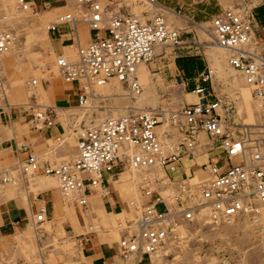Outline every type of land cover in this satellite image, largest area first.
Masks as SVG:
<instances>
[{
    "label": "built area",
    "instance_id": "1",
    "mask_svg": "<svg viewBox=\"0 0 264 264\" xmlns=\"http://www.w3.org/2000/svg\"><path fill=\"white\" fill-rule=\"evenodd\" d=\"M16 5L33 14L38 12L33 1L16 0ZM134 5L142 6V10L130 11L128 7ZM76 6L83 11L81 20L85 17L90 39L76 49L75 60L58 55L54 64L61 80L75 84L78 105L85 103L91 86L103 85L110 79H117L128 91L139 93L137 67L152 59L156 46L182 43L179 31L166 23L155 0H76ZM1 15L0 53L15 38L14 30L4 23L6 15L4 12ZM68 21H74L73 14L61 12L46 30L55 32ZM209 28L212 41L226 50L227 64L264 106V30L258 29L251 13L232 7L214 13ZM209 76L206 69L195 79L191 89L195 102L181 104L174 110H128L79 130L75 137L76 151L69 161L45 164L27 145L18 143L17 151L25 155L18 163L20 175L52 176L61 199L85 206L90 192L97 186H105L103 173L111 171L107 176L113 177L127 165L137 168L157 163L173 180L171 175L182 157L197 146L198 133L202 131L213 151L206 162L195 165L198 170H207L208 177L188 183L184 172L182 178L173 180L172 208H168L157 191H151L149 198L136 207L133 218L118 220L114 225L118 233L116 255L124 262L151 263L154 257L151 255L159 254L177 239V225L191 222L195 214H201L202 222L210 226L255 220L264 224V142L244 145L243 140L248 141L246 129H238L230 122V105L221 95L209 99L212 89L203 84L209 81ZM55 116L50 108L37 110L30 112L28 123L39 130L51 126ZM1 181L15 182L6 176ZM158 205L161 207L157 208ZM213 264L230 263L221 257Z\"/></svg>",
    "mask_w": 264,
    "mask_h": 264
},
{
    "label": "rangeland",
    "instance_id": "2",
    "mask_svg": "<svg viewBox=\"0 0 264 264\" xmlns=\"http://www.w3.org/2000/svg\"><path fill=\"white\" fill-rule=\"evenodd\" d=\"M34 1L38 12L33 14L31 10L19 8L16 5V0H0V16H3L1 14L4 12L6 15L4 19L7 20L4 23L14 30L15 35L12 51L10 50V54L5 56L7 61L4 66L0 63V92L5 90L4 97H0V108L5 109L6 105L12 104L9 107L25 112L48 108L54 113L56 111L57 135L62 139L66 136L73 139L72 144H69V140L66 139L61 142L59 146L65 148L63 155L56 161L69 159L74 149L76 133L80 129L91 127L101 119L126 114L128 110L130 112L159 108L174 110L181 104L195 102L197 99L194 93L191 102L185 99L186 94H192L191 90H187L186 85L169 68L172 65L173 56L182 53H193L203 60L206 66L205 70L209 69L210 74L209 81L203 83L212 89L209 99L215 95H221L222 100L230 105V122H233L238 129L245 128L247 138L255 141V144L259 145L264 142V106H261L259 100L251 96L242 78L227 64L226 50L215 47L209 28L208 18L210 19V16L203 19H199L200 16L190 19L174 16V19L179 22V24H174V22H170L173 17L168 16L167 19L168 14L161 11L166 17V22L168 24L170 22V25L179 31L182 43L175 46L161 45L159 51H162L159 54L154 51V56L145 65L148 72L146 80H143V76L139 74L140 94L132 95L119 81L111 80L109 86H92L85 103L78 105L74 101L75 97L71 94L72 90L68 82L61 80L56 73L55 51L51 40L46 35V29L48 23L54 21L57 14L64 11L71 12L74 21L64 24L69 25L70 30L72 29L70 36L73 38V43L68 46L71 48V54L73 52L75 55L76 49L83 47L89 40V38L82 40L81 37L84 30L87 32L89 28L81 20L76 0H48L49 5L42 6H38L40 0ZM189 1L192 2V7H196L197 4L209 7L213 14L225 7L236 8L247 14L251 13L255 6L264 3V0ZM60 7L62 9H59ZM144 7L147 6L144 5ZM128 9L132 12H139L142 10V6L134 5ZM200 14L198 13V15ZM80 29H82V33L79 31ZM64 56L66 57V55ZM158 56H162V58ZM144 68L143 66L140 69ZM162 68L164 69L162 70ZM32 80L36 83L33 84ZM175 140L176 136L173 141ZM199 140L197 146L182 158L184 162L186 160L184 169L188 178L185 181L188 183L200 181L198 175L205 172L204 169H197L191 173L189 167L192 164L206 162L212 152L209 140L203 132L199 134ZM124 167V170L123 168L120 170L121 172L133 174L128 170V166ZM149 169L154 173L155 181L152 180L151 174L135 172L138 178L129 183L132 214L127 219L135 216L136 207L148 197L151 191H157L162 200L166 201L165 204L168 208L174 206L172 194L175 184L172 182L182 178L183 175L176 179L171 175L173 177L171 180L155 164L149 166ZM116 170L117 167L114 168V171ZM108 173L102 174L104 181ZM118 176H114L113 181ZM168 180L169 183H167ZM144 181H147L148 184ZM178 182L180 183V181ZM4 188L14 190L17 186L0 184V190ZM52 188L57 191L55 185ZM101 194L103 193L99 191L98 195ZM119 197L121 201L125 202V197ZM58 199L63 208L67 205L72 208L70 200H63L59 195ZM160 207L161 205L157 206V208ZM90 211L91 209L86 213H92ZM71 215L64 212L58 219L42 221L41 224L38 222L34 226L29 225L18 240H11L9 235L3 238L0 245V264H87L86 259L81 255L77 241L69 236L67 227L62 225L64 219L73 223ZM177 216L179 217V214ZM98 219L99 217L94 214L93 218L84 219L83 229L86 230L88 224L98 222V225H101L100 229L95 228L98 233L106 231L108 235L113 236L112 240H117L118 233L114 229V225L118 220L114 223L115 217L109 218L111 221L109 224L106 220L107 217L103 219V222ZM123 219H126L125 215L119 220ZM203 220L201 214H196L192 222L181 223L177 239L163 248L156 257H153L152 264H213L221 257L228 260L230 264H264V231L252 229L245 222L230 226H210L202 222ZM21 228L23 226L18 229ZM114 264L136 263L117 259ZM139 264L150 263L142 261Z\"/></svg>",
    "mask_w": 264,
    "mask_h": 264
},
{
    "label": "crops",
    "instance_id": "3",
    "mask_svg": "<svg viewBox=\"0 0 264 264\" xmlns=\"http://www.w3.org/2000/svg\"><path fill=\"white\" fill-rule=\"evenodd\" d=\"M32 1L35 4V1ZM32 1L28 0L29 3H32ZM155 1L161 10L168 14L166 16L167 19L168 16L173 17V19L169 18L171 20L169 21L171 23L174 22V24H179L178 20L174 19V16H181L186 19L200 16L199 19H203L206 16L211 17L213 15L209 7H202L201 4H197L195 5L196 7H192V2L189 0ZM49 3L50 2L48 0H40L38 6H42L44 4L49 5ZM59 9L62 8L60 7ZM198 13H201L202 15H198ZM251 14L258 26V29L264 30V3L255 6L252 9ZM170 22L169 24H171ZM79 31H81V33L83 32L82 29ZM70 34V26L67 24L59 26L55 32H49L46 30V35L51 40L55 56L61 55L70 60L76 59V55H73V52L71 54V48L68 46V44L73 43V38ZM83 34L81 36L82 40L83 38L90 39L89 29L87 32L84 30ZM12 46L13 43L11 47ZM11 47L3 53L4 56L1 54L0 63L2 66H4L5 61H7L5 56L10 54L12 51ZM61 48L64 50L62 49V51H60ZM158 51L159 48H156L155 52H157V54H159L162 50ZM64 55H66V57ZM158 57L162 58V56ZM171 62L172 65L169 67L170 71H172L174 75H177L179 80L186 85L188 88L187 90H191L193 88L195 79L200 73L204 72L206 68L203 60L193 53L176 54L173 56ZM144 67V69L139 70L138 75L141 74V76H143V80H146L148 72L146 66ZM163 69L164 68H162V70ZM68 85L72 90V96H74L75 84L68 83ZM109 85L110 84L108 83L105 86ZM4 94L5 90L1 91L0 97H4ZM192 95L193 93L186 94L185 99L191 102ZM74 101L76 102V97L74 98ZM9 105L12 104L6 105L5 109L0 108V184L13 185L17 186V188L14 190L10 188L0 190V245L3 238H6L8 235L11 236V240H18L21 234L28 229L29 225L34 226L38 222L41 224L42 221L47 222V220L55 218L58 219L64 212H68L69 214H72L71 217L73 218V223H71L68 219H64L62 225L67 227L69 236L77 241V244L80 247L81 255L86 259L87 264H114V262L119 259L115 253L114 247L116 239L112 240L113 236L108 235L106 231L98 233L95 229L96 227H98V229L101 228V225H98V222L91 225L88 224L86 226V230L83 229L85 226L84 219L93 218L94 214L99 217L98 220L102 222L103 219L107 217L106 220L110 224L111 221L109 218L115 217V223L117 220L123 218L124 215L126 216V219L131 217L132 200H129L131 196L129 183L138 178L135 172L138 174H151L153 176L152 180L155 181L154 173H152V170L149 169V167H139L136 170H131V168L127 167L129 171L133 172V174L118 171L116 174H120L115 181H113L111 176L106 177L104 181L105 189L101 192L103 194L108 193L107 195H92L88 200V204L85 206H77L72 203V208L69 205L63 208L61 203H59V193L57 195L58 191L52 188L53 185L43 175L36 174L34 176L30 175V177H22L20 175L18 163L25 155L17 151L18 149L16 145L18 143H24L27 145L29 150L36 155L39 161L45 164L53 165L60 161H69L72 159L76 151L75 138L74 149L70 158L67 160L60 159L56 161V159L63 155L65 148L59 146L61 142L66 139L69 140V144L73 143V139L71 137L66 136L62 139L57 135L58 127L55 122L57 118L56 111L53 124L49 127H43L37 130L29 126L28 120L30 118V112L14 109L9 107ZM54 144L56 145L54 146ZM185 162L184 159H181L178 169L172 174L175 179L182 176L185 172ZM189 170H197L196 165L192 164L189 167ZM5 176L14 179L15 182H2L1 179ZM40 177L41 179H39ZM119 196L125 197V202L121 201ZM89 209H91L90 212L92 213L87 214L86 212ZM37 216H41L39 221L36 220ZM21 226H23V228L19 230L18 228ZM12 231L14 232L12 233Z\"/></svg>",
    "mask_w": 264,
    "mask_h": 264
},
{
    "label": "bare ground",
    "instance_id": "4",
    "mask_svg": "<svg viewBox=\"0 0 264 264\" xmlns=\"http://www.w3.org/2000/svg\"><path fill=\"white\" fill-rule=\"evenodd\" d=\"M110 9H111V6L109 7ZM158 8H159V10L160 11H162L161 10V8L158 6ZM77 9H79V7H77ZM78 12H79V14L81 15V13L83 14V11H80V10H78ZM163 12V11H162ZM84 16V15H83ZM84 18L85 17H83V21H84ZM165 19V21H166V17L164 18ZM85 22V21H84ZM86 23V22H85ZM167 23V22H166ZM12 45V44H11ZM215 47H218V48H221V49H224V48H222V47H220V46H218L216 43H215ZM11 47V46H10ZM10 47L7 49V50H9L10 49ZM162 46L161 45H158V46H156L155 48H154V50H153V56H154V51L156 50V48H161ZM7 50H5V51H3V52H1L0 53V55L1 54H3L4 52H6ZM225 50V49H224ZM63 57V56H62ZM146 64L145 63H143V64H140L138 67H137V81H138V83L140 84V82H139V75H138V72H139V69L141 68V67H143V66H145ZM234 70V69H233ZM235 71V70H234ZM236 72V71H235ZM239 75V74H238ZM240 76V75H239ZM241 77V76H240ZM242 78V77H241ZM111 80H117V79H110L107 83H105V84H103V85H93V87L94 86H97V87H103V86H105V85H107ZM242 80H243V78H242ZM118 81V80H117ZM243 82H244V80H243ZM0 83H1V76H0ZM36 82H33V84H35ZM244 84L246 85V83L244 82ZM247 86V85H246ZM92 87V86H91ZM140 88H141V84H140ZM131 94H134V95H139L140 94V92H141V90H140V92L139 93H134V92H132V91H129ZM252 96V95H251ZM253 97V96H252ZM254 98V97H253ZM254 99H257L258 100V98H254ZM202 131H200L199 133H198V143L200 142V140H199V134L201 133ZM247 143H246V141L245 140H243V143H244V145H246V144H248L247 146H253V145H255V141H251V140H249V138H247ZM213 151V150H212ZM186 156V155H185ZM184 157V156H183ZM182 157V158H183ZM153 164H156V163H153ZM152 164V165H153ZM152 165H148V166H146V167H149V166H152ZM128 166V165H127ZM129 167V166H128ZM124 168L125 167H123V170H124ZM129 168H131V169H137V168H139V167H137V168H133V167H129ZM121 172V171H120ZM120 173H118V174H116V175H119ZM115 175V176H116ZM203 175H204V177H203ZM53 186L55 185L56 186V182H55V180H54V178L52 177V176H49V175H43ZM112 177V176H111ZM114 177V176H113ZM112 177V178H113ZM208 177V171L207 170H205V172H203L202 174H199L198 175V179L200 180V181H202V180H204V179H206ZM104 186L102 185V186H97V187H95V189L93 190V191H91L90 192V194L87 196V202H86V204L85 205H87L88 204V200H89V198L92 196V195H96V194H98V192L99 191H104ZM196 215V214H195ZM195 215L193 216V219L191 220V222L194 220V218H195ZM256 216H258V214L256 215ZM41 219V216H37L36 217V220L37 221H39ZM246 219H248V218H246ZM249 220V219H248ZM236 222H233V223H229V224H227V225H224V226H230V225H233V224H235ZM237 223H239V222H237ZM245 224H248V226L249 227H251L252 229H255V230H257V231H264V224L263 223H258V221L257 220H255V221H253V222H249V221H247V222H245ZM180 227H181V225L178 227V225H177V228H176V235H178L179 234V231H180ZM156 254H157V252H156ZM151 255V256H154V257H156L157 255ZM153 258V257H152ZM153 262H152V259H151V263L150 264H152ZM139 264V263H138Z\"/></svg>",
    "mask_w": 264,
    "mask_h": 264
}]
</instances>
